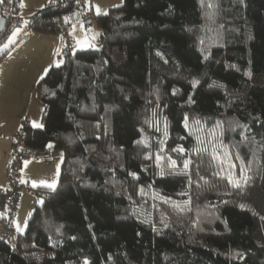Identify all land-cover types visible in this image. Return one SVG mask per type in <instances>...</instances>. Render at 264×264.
Returning a JSON list of instances; mask_svg holds the SVG:
<instances>
[{"label":"trees","instance_id":"obj_1","mask_svg":"<svg viewBox=\"0 0 264 264\" xmlns=\"http://www.w3.org/2000/svg\"><path fill=\"white\" fill-rule=\"evenodd\" d=\"M60 18L28 29L64 36ZM96 21L100 47L71 39L35 87L43 127L17 136L62 150L59 183L0 264H264V0H124Z\"/></svg>","mask_w":264,"mask_h":264},{"label":"rangeland","instance_id":"obj_2","mask_svg":"<svg viewBox=\"0 0 264 264\" xmlns=\"http://www.w3.org/2000/svg\"><path fill=\"white\" fill-rule=\"evenodd\" d=\"M92 1V14H86L84 20L76 21L68 32V37L74 42L73 52L98 49L102 30L96 17L106 14L111 7L124 3V0ZM47 2L48 0H21L17 16L23 21L0 46L1 52L9 51L0 62V187L4 189L9 188L8 174L14 168L15 144L21 146L17 135L24 123L28 122L38 129L43 127L44 104L38 98L35 87L52 66L62 65L65 59L63 50L66 46L62 34H44L28 29L30 17L36 11L44 9ZM208 4H204L206 29L214 23ZM92 16L95 18L91 19ZM87 20H92L89 26L85 25ZM48 150L57 158L45 161V164L34 160L21 164L20 179L27 182L28 188L55 189L58 186L63 152L52 144H49ZM36 181L44 184L38 185ZM22 194L14 220V234L8 239L11 244L26 232L35 209L45 199L28 192Z\"/></svg>","mask_w":264,"mask_h":264},{"label":"built area","instance_id":"obj_3","mask_svg":"<svg viewBox=\"0 0 264 264\" xmlns=\"http://www.w3.org/2000/svg\"><path fill=\"white\" fill-rule=\"evenodd\" d=\"M19 0H6L2 8V16L7 20V25L16 26L23 20L17 16L15 9ZM46 11L62 13L59 24L66 33L63 36L66 49L73 46L72 40L67 36L69 29L78 20H84L86 14L93 12L92 0H48L45 4ZM86 9V10H85ZM15 144L14 168L8 174L9 188H0V238L9 239L14 234V220L17 213L20 196L23 192L39 196H47V191L43 189L28 188L20 179V166L24 161L34 160L37 162L54 160L52 152L48 150H30L22 145L20 138Z\"/></svg>","mask_w":264,"mask_h":264},{"label":"snow or ice","instance_id":"obj_4","mask_svg":"<svg viewBox=\"0 0 264 264\" xmlns=\"http://www.w3.org/2000/svg\"><path fill=\"white\" fill-rule=\"evenodd\" d=\"M202 3H203V0H202ZM208 7H212V5L209 4ZM186 126H187V125H186ZM165 134H167V132H165ZM203 143H204V141L201 140V144H203ZM173 151H176V152L180 153L181 155H183V154L185 153V149H184L182 146H178L176 149H173ZM194 151H196L197 153H199V152H202V151H207V148H206V147H204V148H197V149H194ZM214 151H215V146H214ZM227 155H228V153L225 152V156H227ZM148 158L150 159L151 157H148ZM213 158H217V157L214 156ZM159 159H160V160H163L164 158H163V157H159ZM190 163H191L190 159H189V160H185V161H184V168H185V169H188ZM168 164H169V167H171V168H173V169L176 167V161H175V160H172L170 157L168 158ZM230 167H235V165L232 164V165H230ZM241 171H244V169H241ZM130 175H133L135 178H138V177L136 176L135 173H130ZM160 175H161V176L164 175V169H163V168H161ZM247 179H248V178L245 176V177H244V182H245V183L247 182ZM231 182H233L234 186L237 187V188H239V187L242 186V185H241L239 182H237V181H231ZM49 186L54 187L55 185H49ZM141 193H143V189H141ZM164 202L167 203L168 200L165 199ZM242 207H243V206H242Z\"/></svg>","mask_w":264,"mask_h":264},{"label":"water","instance_id":"obj_5","mask_svg":"<svg viewBox=\"0 0 264 264\" xmlns=\"http://www.w3.org/2000/svg\"><path fill=\"white\" fill-rule=\"evenodd\" d=\"M92 23V20H87L85 22L86 26H89ZM7 26V20L4 16L0 17V33L3 32L6 29Z\"/></svg>","mask_w":264,"mask_h":264},{"label":"crops","instance_id":"obj_6","mask_svg":"<svg viewBox=\"0 0 264 264\" xmlns=\"http://www.w3.org/2000/svg\"><path fill=\"white\" fill-rule=\"evenodd\" d=\"M1 1V0H0ZM21 1V0H20ZM93 8H94V6H93ZM29 31V30H28ZM32 32V31H31ZM46 162H49L48 160H45ZM45 161H41V162H39L40 164H45L44 162ZM24 184H27V182H25V181H23V180H21ZM36 183L38 184V185H43L44 183L43 182H41V181H36ZM0 188H2V187H0ZM38 188V187H37ZM23 195V194H22ZM21 195V196H22ZM19 206V205H18ZM18 209V208H17ZM17 214V213H16Z\"/></svg>","mask_w":264,"mask_h":264},{"label":"clouds","instance_id":"obj_7","mask_svg":"<svg viewBox=\"0 0 264 264\" xmlns=\"http://www.w3.org/2000/svg\"><path fill=\"white\" fill-rule=\"evenodd\" d=\"M49 151V150H48ZM49 161V160H48ZM20 168H21V166H20ZM21 197V196H20ZM19 201H20V199H19ZM19 205V204H18Z\"/></svg>","mask_w":264,"mask_h":264}]
</instances>
